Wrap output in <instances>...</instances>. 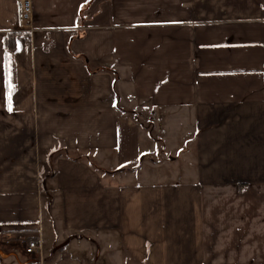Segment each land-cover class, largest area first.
<instances>
[{
  "label": "crops",
  "instance_id": "obj_1",
  "mask_svg": "<svg viewBox=\"0 0 264 264\" xmlns=\"http://www.w3.org/2000/svg\"><path fill=\"white\" fill-rule=\"evenodd\" d=\"M30 2L0 0V264L34 235L46 264H264V0ZM173 140L183 182L147 183ZM60 146L97 163L44 184Z\"/></svg>",
  "mask_w": 264,
  "mask_h": 264
},
{
  "label": "rangeland",
  "instance_id": "obj_2",
  "mask_svg": "<svg viewBox=\"0 0 264 264\" xmlns=\"http://www.w3.org/2000/svg\"><path fill=\"white\" fill-rule=\"evenodd\" d=\"M143 120L145 121V119H143ZM145 123H146V121H145ZM155 136L158 137L157 134H155ZM173 141L170 145L171 148L169 150H165V148L161 142L158 143L155 154L150 155V156H146V158H145L146 160L144 162L145 167L142 169V173L139 174V177H142L144 180L148 181L147 183H151V184H158V183L171 184L172 182L175 183L176 180L180 183L183 182V178H185V176H186L185 172L187 170H189L190 165H191V162L188 160V156L183 157V154L186 153L187 148H189V142H188V140H184V143L183 142H177L178 140L174 141V142ZM170 151H173V152H170ZM178 153H180V157H178L176 155ZM89 156H90V158H92L94 163H97V161L95 160L96 159L95 155L90 154ZM165 157H167L168 162H170L171 161L170 159L171 158L173 159V157H178L180 161L178 163H177V161L165 163L166 165H163V166L161 165V166L156 167V168H153L151 166V163H158V162L162 161L163 159H165ZM140 164H141V162H139L138 165H135V167H132V168L128 167V168H123V169H130V168L136 169L137 166L138 167L140 166ZM50 188L52 189L53 186H51ZM57 195H58L57 191L55 192V190H53V189L51 190L50 197H48V195H45V199L43 201L45 216L48 217L50 215V218L51 217L57 218V215H58V218H59V213H58L59 212V203L57 200L58 199ZM33 237L36 238V235L31 236V237H27V238L23 237V238H20V240L25 239V240L29 241L31 238L33 239ZM20 240H17V245L19 246L21 251L24 252V246L22 245L23 241H20ZM44 246H45V244H44ZM14 249L16 250L17 248L14 247ZM92 261L88 260L85 264H95V262L94 261L92 262ZM98 264H120V262L117 259V253L116 252L113 253V258L110 256H107L106 253L103 252L102 259L100 262H98Z\"/></svg>",
  "mask_w": 264,
  "mask_h": 264
},
{
  "label": "built area",
  "instance_id": "obj_3",
  "mask_svg": "<svg viewBox=\"0 0 264 264\" xmlns=\"http://www.w3.org/2000/svg\"><path fill=\"white\" fill-rule=\"evenodd\" d=\"M19 3V8L21 11V16L23 20H29L32 14V6L30 0H17ZM42 236L36 235V238L33 237L28 240L23 241L22 245L24 246V254L26 256L27 264H46V255H45V246ZM7 245H12V242L7 240ZM8 254L0 250V258H7Z\"/></svg>",
  "mask_w": 264,
  "mask_h": 264
},
{
  "label": "trees",
  "instance_id": "obj_4",
  "mask_svg": "<svg viewBox=\"0 0 264 264\" xmlns=\"http://www.w3.org/2000/svg\"><path fill=\"white\" fill-rule=\"evenodd\" d=\"M81 24V23H80ZM78 23V25H80ZM21 34L19 33H11V34H7L6 38H5V44H6V49L8 51L10 50H15L17 46V39ZM60 157H66L68 159L74 160V161H83V160H87L89 161V163L91 165L95 166V163L93 162L92 158H90L89 155H84L80 152H75V151H71L63 146H60L59 148L55 149L54 151H52L49 156H48V168L49 170L46 171V173L43 174V179H44V184L45 181L49 178V177H54L55 176V171H54V162L60 158Z\"/></svg>",
  "mask_w": 264,
  "mask_h": 264
}]
</instances>
